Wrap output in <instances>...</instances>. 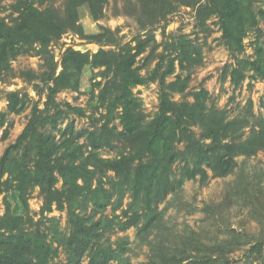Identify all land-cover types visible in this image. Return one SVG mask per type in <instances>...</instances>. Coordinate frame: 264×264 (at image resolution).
Instances as JSON below:
<instances>
[{"label": "trees", "instance_id": "16d2710c", "mask_svg": "<svg viewBox=\"0 0 264 264\" xmlns=\"http://www.w3.org/2000/svg\"><path fill=\"white\" fill-rule=\"evenodd\" d=\"M36 1L16 0L12 6L16 16L9 23L0 18V75L9 72L12 61L26 49L36 46L39 53H46L50 43L67 31L82 35L78 25L82 7L97 20L108 0H66L62 12L51 7L39 9ZM137 2L143 11L148 5L163 11L171 3L191 4V0ZM198 14L201 23L211 16L217 18L221 39L234 61L225 74L230 86L239 88L249 78L263 80L264 43L256 38L253 57L240 56L245 52L247 34L259 19L264 20V10H256L252 0H209L198 9ZM90 38L99 42L103 36L94 34ZM146 45L139 42L132 54L97 52L92 56L110 58L103 72L105 77L110 75V81L104 85L94 83L90 90L91 102L97 101L96 106L90 107L97 112L100 108L105 110L99 119L87 116L93 123L103 119L98 130L76 131L72 123L58 128V120L66 114L85 117L86 111L69 103L61 109L54 106L53 100L61 91L79 90L81 75L91 64V55L67 49L57 74L55 66H50L43 79L47 91L45 109L40 110L37 104L32 106L21 133L0 158V194L4 206L0 216V264H50L60 250L65 254L64 264H82L85 259L87 264L112 261L126 264L123 256L129 251L128 238L110 242L105 237L108 232H126L131 228L137 229L138 238L146 240L147 235L157 231L153 240H147L149 264H217L225 259L228 247L233 250L231 240L222 248L219 245L210 248L192 232L181 236L163 229L160 205L168 195H175L185 180L205 184L208 171L213 177H226L236 168L237 157L264 152V119L254 117L250 108L231 117L226 111L208 105L209 93L202 88L193 94L191 103L174 102L171 95L185 92L188 76H175L170 82L167 79L175 74V65L181 71L200 65L202 50L189 40L179 39L172 45L175 56L161 54L155 68L143 76L125 61L142 55ZM148 82H157L160 88L158 109L150 119L141 112V100L132 92ZM95 88L99 89L97 95ZM24 97L17 91L9 92L7 113H22L26 108ZM51 106L55 107L52 114ZM0 118V125L5 126L2 139H7L6 114L2 113ZM115 119L121 124L118 133L111 126ZM46 126L56 131L57 136L45 133ZM193 127L201 131L199 138ZM111 135L129 146L119 149L114 157H103L100 151L109 145ZM180 144L183 149L177 148ZM180 161H184V166L176 179L173 168ZM35 188L43 199L40 215L55 210L65 212L68 233L60 229L58 218H47V230L38 226L29 230L27 224L33 218L28 197ZM126 197L129 201L124 207ZM108 209L111 216L105 215ZM217 251L221 254L213 258ZM249 253L256 255L255 261L247 258L243 264H264L262 242L258 240Z\"/></svg>", "mask_w": 264, "mask_h": 264}, {"label": "rangeland", "instance_id": "374dc122", "mask_svg": "<svg viewBox=\"0 0 264 264\" xmlns=\"http://www.w3.org/2000/svg\"><path fill=\"white\" fill-rule=\"evenodd\" d=\"M209 0H191L190 5L171 3L165 10H157L154 5H148L146 11L137 0H108L99 19L91 18L84 6L80 11L78 25L81 26L82 35L73 31H67L59 40L52 41L47 52L39 53L38 47L26 49L10 66V71L0 75V115L6 114V124L9 125V136L2 139L5 126L0 125V158L5 148L14 143L24 128L30 116L32 106L38 105L44 110L46 101V84L44 78L50 72V67L55 66L56 74L61 70V58L67 49H73L81 53L91 55V64L83 70L81 84L78 91L65 90L57 93L53 98L56 107L65 109V104L81 108L86 111L85 117H78L74 113L66 114L58 120L60 129L72 123L76 131L99 129L103 123H93L87 116L99 119L105 113L100 108L95 111L90 106H96L95 99L91 102V85L101 82L102 85L110 81V75L105 77L103 72L110 64V58H92L97 52H115L119 54H132L136 45L143 42L146 49L135 60L127 59L126 65L138 68L143 76H147L155 68L161 54L172 55V45L179 39H185L199 46L202 50V63L194 68L181 71L175 65V74L167 79L173 81L175 76L185 78L188 76L187 88L184 93H173L171 99L176 103L193 101V94L201 88L209 93L208 105L224 110L231 117L243 114L250 108L254 117L264 119V79H247L239 88L233 89L225 74L231 68L233 59L226 49L221 32L217 25V18L211 16L203 23L199 21L198 9ZM16 0H0V18H5L9 23L16 16L12 6ZM66 0H37L35 6L39 9L48 7L58 12L64 10ZM256 10H264V0H252ZM142 10V11H139ZM108 31V32H107ZM100 34L103 39L93 41L90 36ZM151 37L154 39L151 40ZM259 38L264 43V20L259 19L244 40L245 52L243 58L253 57V43ZM164 70V67H163ZM251 84V86H248ZM51 86V83H49ZM17 91L25 96L26 108L19 115L7 113V99L9 92ZM99 89H94L98 94ZM135 97L141 100V112L147 119L152 118L158 109V96L160 88L157 82H148L145 85L132 89ZM49 107L52 114L55 107ZM1 121V118H0ZM111 126L115 127L116 133L121 130V124L115 119ZM110 126V127H111ZM197 138L201 131L193 127ZM45 133L57 132L46 126ZM84 142V139H81ZM128 143L111 135L109 145L101 149L103 157H114L119 149H127ZM184 145L177 146L183 149ZM237 166L233 173L226 177H213L208 171V180L200 184L198 180H185L182 187L175 195H168L160 205L163 211V229L181 236L195 234L196 238L206 247L232 242L225 252V259L218 260L217 264H243L245 260L255 261L256 255L249 250L259 240L262 242V255L264 257V152L256 156L236 158ZM189 167L192 164L189 162ZM184 161L178 162L173 168L176 179L180 178V171ZM257 196V197H256ZM124 199V207L128 202ZM28 203L30 206L32 223H28L29 230L37 226L41 230H47L49 222L47 218H58L60 229L68 233V224L65 212L53 211L50 214L40 215L43 204L42 196L38 188L29 193ZM4 213L3 195L0 194V216ZM108 209L105 213L111 216ZM116 214H120L117 211ZM43 222L44 224H41ZM157 231L147 235V240H153ZM137 229L131 228L126 232H108L105 239L110 242L127 237L129 251L123 256L127 259L126 264H149V247L146 239L137 237ZM232 237H236L232 239ZM218 251L213 258L218 256ZM65 254L60 250L59 256L50 264H64ZM82 264H87V259ZM109 264H125L110 262Z\"/></svg>", "mask_w": 264, "mask_h": 264}]
</instances>
